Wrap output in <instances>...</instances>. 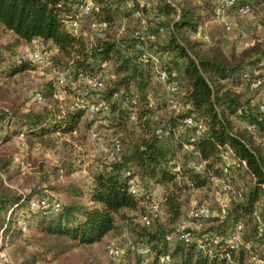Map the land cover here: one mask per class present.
I'll return each mask as SVG.
<instances>
[{
    "label": "trees",
    "instance_id": "16d2710c",
    "mask_svg": "<svg viewBox=\"0 0 264 264\" xmlns=\"http://www.w3.org/2000/svg\"><path fill=\"white\" fill-rule=\"evenodd\" d=\"M79 1L0 0V32L2 35H9L5 43H0V77L10 78L30 68L29 60L18 55L16 49L22 44L34 45V41L54 47L55 53L51 56L54 69L65 75V71L68 72L75 80L79 74L88 77L98 74L99 61L108 60L113 66L112 72L116 80L111 82L97 99H102L108 104L109 111L105 114L110 112L108 118L111 126L119 136L121 160L99 168L86 190L67 179L72 173L73 165L64 169L59 168L57 176L60 179L58 183L60 189L57 192L63 194L64 201L56 198L60 204L58 209L50 207V212L46 213L39 208L29 209L30 202L35 198H48L52 195L40 194L39 192L43 190L37 191L38 187L27 190L24 195H18L4 184L3 176L10 177L9 172H6L9 165L8 161L0 159V171L3 173L0 174V230L3 231V235L9 234L14 217L20 214L19 210L27 209L30 212L28 227L35 233L55 241V244L47 250L58 264H101L97 259L95 261L90 258L76 262L73 254L80 248L99 242L114 230L117 218H127L123 213L124 209L135 213L141 211L139 200L127 190L130 178L138 177L139 181L150 189L163 186L161 203L163 215L167 216L168 223H178L182 215L183 192L189 188L204 187L211 176H220L222 159L218 146L227 143L236 157L246 161V167L237 166L245 170L250 180L246 190L239 193L232 202L229 217L231 221L243 222V237L245 226L248 224L253 231L254 240L260 241V248L264 249V235L259 239L256 238V226L252 220L255 210L261 215L257 204L260 194L264 192L260 186L264 182V154L257 146L255 147L246 127L237 129L233 126L230 115L235 114L240 107L239 95L226 88L230 83H235L233 85L237 86L243 83L248 86L255 76L262 73L259 70L250 71L249 68L256 67L264 61V47L255 44L238 53L232 48V53L227 55L221 51L218 44H214L211 47L213 53L211 58L199 54L192 57L187 47L193 45L185 35L188 31L197 29L202 15L195 6H192L191 0H171L178 2L177 7L180 11L177 17L176 7L167 0H161L159 12H156L160 16L159 21H149L155 28L150 27V31L153 29L159 33L158 27L170 28L166 20H171L170 36L164 40L160 48L174 56L168 69L177 74L176 81L182 91L183 110L193 113L206 125L205 131L195 143V148L200 151L202 159L207 163L205 172L197 173L190 165L194 156L184 152L178 141L173 138L161 141L154 135L158 118L154 120L151 110L153 107H149V101H153L150 69L136 59L133 49L136 38L132 34L135 25L129 27L130 13H127L125 6L123 7V2L99 0V7L94 5L92 17L87 18L89 24L91 19L106 20L108 29L106 39H97L94 43H90L86 30L79 27L77 31L71 32L65 26V20L74 15L75 4ZM240 2L256 6L264 3V0H240ZM219 3L220 0H216L215 6ZM231 12L237 15L233 9H230L227 15ZM224 80L225 84H220V81ZM130 87L133 88L132 93L136 96V116L132 122L128 116L132 110L128 99ZM43 88L40 91L42 99L37 103L47 100L48 105L41 111L32 109L21 111L18 105L13 106L12 103L7 109L1 110L2 144L16 137L22 138L24 143L26 139L52 143V138H56L55 134H70L76 129L85 111L77 109L62 113L50 83ZM250 90L258 92V90ZM245 115L242 114L241 117ZM250 117L251 120L247 122H255L264 130V119L258 120L252 115ZM166 121L177 124L171 114ZM177 159L181 162L179 170L173 169L174 160ZM127 170L131 171V174L126 176ZM48 186L51 189L50 184ZM8 212L9 216H7ZM211 217L202 222L206 224ZM261 217L264 225V217L262 215ZM160 219H154L149 225H145L147 227L137 230L134 228L135 235L140 239V242L134 245L148 246L151 255L150 264H162L160 256L165 253L170 256V264H232L225 257L220 256V245H217L213 254L208 256L198 250L195 243L189 244L184 240L175 239L169 251L167 248L169 242L165 236L172 232L159 222ZM218 236L224 243L226 235ZM244 240L254 245L253 241L245 238ZM227 250L230 251L231 258L236 264H249L250 254L244 248L234 251L227 246ZM126 251L141 257L130 247H127ZM149 255L141 258H147ZM24 264H42V261L33 256Z\"/></svg>",
    "mask_w": 264,
    "mask_h": 264
},
{
    "label": "rangeland",
    "instance_id": "374dc122",
    "mask_svg": "<svg viewBox=\"0 0 264 264\" xmlns=\"http://www.w3.org/2000/svg\"><path fill=\"white\" fill-rule=\"evenodd\" d=\"M91 1L94 3L95 7H99V0ZM119 1L123 2V7L125 6L124 8L127 13H130L128 19H130L131 24L129 27H132L133 24L136 25L137 20L134 16L135 9L130 8L126 1ZM160 1L161 0H153L151 2L152 9L157 13L159 12ZM173 3L175 6L178 5L177 1ZM191 3L192 6L197 8L198 13L202 15V19L198 22L197 29L194 31L190 30L185 35V38L193 45L192 47H187L192 57L199 54L211 58L213 54L211 47L214 46V44H218L221 51L227 53V55L232 53V48L238 53L244 49L253 47L255 44L264 47V3L256 5L253 13L248 16H237L231 12L224 21L216 18L213 13L216 0H191ZM177 15H179V13L176 14V17ZM149 21H152V19ZM170 22L171 20H166V23H168L171 28L172 24ZM225 22L229 24V28H226ZM80 27L87 31L90 40V36H93V34L87 18H82L80 20ZM150 27L155 29L153 25H150ZM170 28L165 27L164 31L161 33H157L155 30L154 32L153 29L151 31L149 30L153 40L152 44L156 46V51L160 50L166 53V50L163 51L160 45L170 36ZM202 32L207 34L208 40L202 39ZM8 39L9 35H2L0 32V43H5ZM96 40L97 38L94 37L90 42L94 43ZM42 45L50 49L48 44L43 43ZM32 47L33 43L29 45L22 44L16 49L17 54L26 58L28 61V55ZM54 53L55 52L51 50L49 59L43 64L31 65L26 71L10 78L0 77V112L3 109H7L8 105L11 103L13 106L18 105L21 111L30 109L41 111L44 106L48 105V102L46 100L43 103H37L34 100V94L43 90V87L50 83L59 104V109L62 113H66V106L73 99L82 98L91 100L97 98L100 94L104 93L111 82L116 80V76L111 72L112 77L110 81L105 84L106 87L102 90H94L83 81H79L77 78L75 80L71 74L65 71L69 82L67 85L61 86L55 79V67L51 59ZM166 57L167 63L171 64L174 59L173 54L170 55L166 53ZM260 63L261 64L256 67H250L249 70H259V72H262L264 70V61ZM144 65L150 69L151 81L153 84L151 97L154 101V106L151 110L153 111L154 120L158 118V124L167 120L170 111L166 105L163 90L159 84L155 82L153 65H151L150 62ZM220 84H225V80L220 81ZM233 84H227L226 88L235 91L239 95V105L243 107L250 106L254 109L255 102L258 98V92L251 91L248 86L243 83H241L240 86ZM131 89L133 90V88L130 87L128 91H132ZM109 114L110 112L108 114L91 116L83 112L80 122L76 127L77 134L73 136L67 133L55 134L56 138H52V143L47 141L42 142L38 139H26V148H21L20 139L17 137L3 144L0 140V159L8 161L9 166L6 172L8 171V175H10L9 178L3 176L4 184L14 190L18 195H21L23 192L25 193L27 190L30 191V189H37L38 187L37 191L43 190L39 192L40 194L52 195L53 198H58L63 202V194L57 192L60 189L58 184L60 179L57 176V170L73 165L72 173L68 175L67 179L79 185L82 189H88L91 184V178L99 171L97 163L103 159L101 147L108 146L112 138L119 137L118 134L115 133V128L111 126V121L108 118ZM230 119L235 128L245 129V125L248 120H251V117L250 113L247 112L246 115L242 117L232 114L230 115ZM93 129L100 130L101 132V140L98 144L90 138V132ZM251 139L255 147L257 146L264 154V147H262L257 140L252 138V136ZM36 147H39V150H35ZM21 159L26 162L25 168H22L19 164ZM1 173L0 171V174ZM215 177L216 176H214V178L210 177L207 185L204 187L189 188L183 192L181 197L183 202L182 215L178 223L170 224L167 221L166 215L161 217L159 222L164 224L167 229H170L169 231L172 232L171 234L173 237H175L177 233L178 225L183 220L190 221L188 225L196 231L195 235L197 236L205 231L218 235H226V237L230 233L233 225V221H231L229 217L231 204L239 193L246 190L250 180L241 166H233L230 176L232 191L225 194L220 190L219 181ZM49 184L51 189L48 186ZM140 185L144 190L150 189L148 187L146 188L142 182H140ZM150 191L153 192L154 198L162 203L164 187L157 186L150 189ZM203 201H208L210 203L212 217L206 224L204 222L202 223V228H194L195 225L188 216L190 211ZM139 205L141 207V214L145 213L147 211L146 206L144 204ZM257 207L261 210V215L264 217V192L260 194ZM19 211L20 214H17L13 219L9 234L3 235L2 231V248H4L7 255L14 264H24L27 259L33 256L37 257V260L42 261V264H58L56 260H53L52 254L47 250L48 247L55 244V241L35 233L34 230L28 226L27 230L22 232L18 225V221L20 219H25L27 222L30 212L27 209L23 210V208ZM140 212L135 213L124 209L123 213L127 215V218H117L115 229L106 234L99 242L88 247L80 248L77 252H74L73 257L75 261L78 262L90 258L94 260L97 259L101 264H150L151 255L147 258H141L134 255L131 251H126L119 259L114 260L111 259L105 251V244L107 241H114L118 246L125 248V250L127 247H131L140 242V239L135 235L134 228L137 230L141 227H147L145 224L139 222ZM214 219H217V221ZM244 230V238L253 241V246L256 248L257 252H259L261 242L254 240L253 231L248 224H246ZM174 243L175 239L167 244L169 251H171Z\"/></svg>",
    "mask_w": 264,
    "mask_h": 264
},
{
    "label": "built area",
    "instance_id": "2783aa9c",
    "mask_svg": "<svg viewBox=\"0 0 264 264\" xmlns=\"http://www.w3.org/2000/svg\"><path fill=\"white\" fill-rule=\"evenodd\" d=\"M153 0H126L127 5L130 8H134V16L136 18V25L133 28L132 34L136 38L133 49L138 62L142 64H147L150 62L153 65L155 82L159 84L161 89L165 94V102L170 111L172 117H175L177 124H171L166 120L158 123L154 128V135L157 139L164 141L170 138L178 141L181 144V149L194 156L191 160L190 165L193 171L197 173H204L207 161L202 159L200 151L195 148V143L198 137L205 131L206 125L199 121L193 113H189L183 110V99L182 91L176 81L177 74L173 70H169V64L167 63L166 53L158 50L156 51V46L152 44L153 40L149 33L150 22L159 21L160 16L156 14L154 9H152L151 2ZM173 6L174 3L171 0H167ZM176 10L179 13V8L177 6ZM255 6L247 2H240V0H220V3L214 6L213 12L216 18L224 21L227 17V12L230 9L239 16H248L253 13ZM94 11V4L91 0H80L75 4V13L69 19L65 20V26L71 32L77 31L80 27V20L82 18H91ZM90 29L93 36H90V40L94 37L97 39H106L108 22L102 19H91ZM226 28H229V24L225 22ZM158 30L160 32L164 31V27L159 26ZM202 39L208 40L207 34L202 32ZM92 43V42H90ZM54 51V47H50ZM47 46L34 41L33 48L29 52L28 60L31 65H40L45 63L51 54ZM100 71L94 76H83L78 75V80L86 83L91 89L102 90L105 84L110 81L112 77V64L104 59L99 61ZM113 73V72H112ZM55 79L59 85H65L68 83L66 75L55 70ZM249 89L258 90V98L255 102V107L252 109L249 107L240 106L237 108L235 115L240 117L242 114L247 112L250 115L255 116L256 119H264V70L260 75L255 76L248 84ZM129 103L132 106V110L129 112L128 116L130 121L135 120L136 112V96L132 91H128ZM117 95V94H115ZM42 99L41 93L37 92L34 94V100L40 102ZM154 103L152 100L149 101V107H153ZM77 109H83L85 113L91 116L105 114L109 111L108 104L102 99H82L75 98L67 106V111H75ZM246 130L248 133L257 140L260 145L264 147V130H261L255 122H247ZM77 129H74L70 135H76ZM90 138L97 144L101 140L100 130L93 129L90 132ZM25 143L22 138H20V147L25 148ZM220 158L222 159V164L220 166V176L215 178L219 181L220 190L223 193H229L232 191V183L230 180L232 167L235 165H241L246 167V161L236 157L232 148L227 144L218 146ZM35 150H39L36 147ZM103 153V159L97 163L98 168H103L105 165H110L117 163L121 160V144L118 138L114 137L111 139L110 144L105 147H101ZM19 164L22 168H25L26 162L20 160ZM175 170L181 168V162L177 159L174 160ZM210 173V172H209ZM131 171H125V175H130ZM214 178V176H211ZM261 188L264 190V182L260 184ZM128 192L139 200L140 204H144L147 211L139 216V222L145 225H149L154 219L161 218L163 216V209L161 203L156 200L153 196V192L144 190L138 177H132L129 179L127 184ZM24 195V192L21 193ZM59 202L56 198H39L33 199L30 202L29 209L39 208L44 212H50V207L55 210L59 207ZM10 213L8 212L9 216ZM212 216V209L208 201H203L199 203L192 211L189 213V218L195 225L194 228H202L204 219ZM253 223L256 226L255 236L257 239L263 237L264 235V225L262 217L258 210H255L252 214ZM190 221L183 220L177 227V233L175 237L172 234L166 235L165 239L170 243L173 239L184 240L185 242L191 244L195 243L196 248L201 250L205 255L211 256L216 250L217 245H220V256L225 257L227 261L232 264H236L231 258L230 251L227 250V246L234 251L244 248L249 254V264H264V249L260 248L257 252L256 248L250 244V242L245 241L243 237L244 224L242 221H233L232 229L230 233L225 238L224 243L221 241L222 238L211 232H201L199 236L195 235L194 229L189 227ZM18 225L22 232L27 230V222L25 219H20ZM199 229V228H198ZM197 230V229H195ZM200 232V231H198ZM0 264H14L10 257L2 248V230H0ZM135 253L141 257L149 255V248L147 245L139 244L138 246L132 245L130 247ZM105 251L111 259H119L125 252V248L118 246L114 241H107L105 244ZM160 262L162 264H170V256L165 253L160 256Z\"/></svg>",
    "mask_w": 264,
    "mask_h": 264
}]
</instances>
